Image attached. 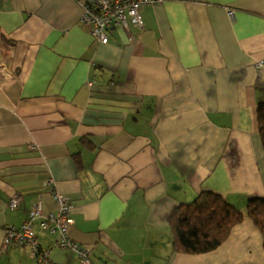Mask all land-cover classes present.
Segmentation results:
<instances>
[{
	"label": "crops",
	"instance_id": "obj_1",
	"mask_svg": "<svg viewBox=\"0 0 264 264\" xmlns=\"http://www.w3.org/2000/svg\"><path fill=\"white\" fill-rule=\"evenodd\" d=\"M141 12L143 30L117 27L101 43L79 0H0V264H38L4 243L38 201L44 216L58 211L53 177L76 205L70 235L93 264H264L249 217L203 254L175 252L169 223L205 190L242 209L264 197V0H170ZM42 218V249L78 264Z\"/></svg>",
	"mask_w": 264,
	"mask_h": 264
},
{
	"label": "built area",
	"instance_id": "obj_2",
	"mask_svg": "<svg viewBox=\"0 0 264 264\" xmlns=\"http://www.w3.org/2000/svg\"><path fill=\"white\" fill-rule=\"evenodd\" d=\"M82 3V21L91 26V32L102 43L109 42V31L113 27L130 29L131 25L143 27L144 20L141 7L144 5H159L170 0H79ZM235 11L230 10V15ZM259 68L264 67V61L258 62ZM51 184V178L47 181ZM53 197L58 203L57 212L47 216L43 215L42 200L38 201L21 228H12L8 231L5 246L19 243L28 248L38 264H58L52 258L50 251L43 250L35 229V221L43 217L42 227L48 228L53 233H58L57 246L63 249H71L77 253L78 264H93L90 257L91 249L82 246L81 243L72 239L70 231L75 223L74 213L76 205L72 200L58 191L54 186ZM22 200V195L13 196L9 206L16 208Z\"/></svg>",
	"mask_w": 264,
	"mask_h": 264
},
{
	"label": "trees",
	"instance_id": "obj_3",
	"mask_svg": "<svg viewBox=\"0 0 264 264\" xmlns=\"http://www.w3.org/2000/svg\"><path fill=\"white\" fill-rule=\"evenodd\" d=\"M132 26L135 25L130 27ZM144 26L135 27L143 30ZM111 31H109V42ZM257 112L259 132L264 146V100L258 103ZM79 140L83 147L96 148L94 141L87 136ZM31 149L36 150L37 145H32ZM75 159L81 166L82 160L78 154ZM246 217L254 221L264 237V197H251L245 210H242L222 193L212 190L202 191L194 200L181 204L170 215L169 223L174 231V251L185 254L212 252L228 240L233 229Z\"/></svg>",
	"mask_w": 264,
	"mask_h": 264
},
{
	"label": "rangeland",
	"instance_id": "obj_4",
	"mask_svg": "<svg viewBox=\"0 0 264 264\" xmlns=\"http://www.w3.org/2000/svg\"><path fill=\"white\" fill-rule=\"evenodd\" d=\"M235 13V12H234ZM232 16L234 15V14H231ZM51 180H52V182H51V184H53L54 186H55V179H54V177L53 178H51ZM20 196L21 194L20 193H16L14 196ZM244 202V204H245V202L246 201H243ZM241 208H243L244 206H240ZM240 208V209H241ZM242 210H245V208L244 209H242ZM19 244V243H18Z\"/></svg>",
	"mask_w": 264,
	"mask_h": 264
}]
</instances>
